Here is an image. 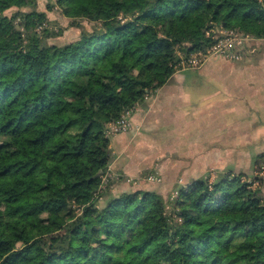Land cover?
Listing matches in <instances>:
<instances>
[{"label": "trees", "instance_id": "1", "mask_svg": "<svg viewBox=\"0 0 264 264\" xmlns=\"http://www.w3.org/2000/svg\"><path fill=\"white\" fill-rule=\"evenodd\" d=\"M37 5L0 0V264H264L260 177L218 172L167 201L114 195L106 136L214 30L264 39V0ZM52 12L76 39L54 41L66 28Z\"/></svg>", "mask_w": 264, "mask_h": 264}, {"label": "crops", "instance_id": "2", "mask_svg": "<svg viewBox=\"0 0 264 264\" xmlns=\"http://www.w3.org/2000/svg\"><path fill=\"white\" fill-rule=\"evenodd\" d=\"M256 43L239 61L210 57L199 68L173 74L144 107H137L127 132L110 140V169L117 165L115 171L126 172L132 155L149 146L145 141L149 135L158 137L156 144L169 150L178 149L183 139L191 141L189 147L199 139L202 142L195 145L209 153L216 148L217 154L263 156L264 41ZM224 148L235 150L225 152ZM262 193L264 197V184Z\"/></svg>", "mask_w": 264, "mask_h": 264}, {"label": "rangeland", "instance_id": "3", "mask_svg": "<svg viewBox=\"0 0 264 264\" xmlns=\"http://www.w3.org/2000/svg\"><path fill=\"white\" fill-rule=\"evenodd\" d=\"M47 2L48 0H38L36 9L46 11ZM24 10L28 11V9ZM6 13L10 15L12 11ZM48 19L54 22L53 26L56 24L61 28H66L63 31V35L54 40L55 42L73 41L78 37L79 30L68 27L69 21L62 18L58 12H52ZM254 46L252 45V48ZM157 138L152 135L145 138V141L149 142L147 143L149 146L143 145L140 153L132 155V161L126 164V169H128L126 172L115 171L117 170L116 165L115 170L113 169V172H111V175H114L113 179H111L114 182L112 188L114 195L120 192L143 189L154 191L167 201L175 196V190L178 187L207 175L209 180H212L218 172L228 170L245 174L249 178L247 180L252 181L254 185H257V181L254 178L256 175L261 178L264 184V155L261 157L248 154V152L245 154H217L218 152L214 151H219V149L216 148L211 149L213 153H209L207 151L209 149L195 145L200 144L202 140L198 141L199 139H196L189 147L187 144L191 141L186 143L188 139L185 140L183 138L179 148L177 147L178 149L172 148L169 150L157 145ZM173 141L171 140V142ZM222 150L231 152L235 149L224 148ZM260 166L262 169H260ZM149 176L153 177L154 181L147 182L146 178Z\"/></svg>", "mask_w": 264, "mask_h": 264}, {"label": "built area", "instance_id": "4", "mask_svg": "<svg viewBox=\"0 0 264 264\" xmlns=\"http://www.w3.org/2000/svg\"><path fill=\"white\" fill-rule=\"evenodd\" d=\"M42 27H46V25L44 24L38 27L37 31H40ZM211 38L213 43L206 55H201L199 53L192 54L189 58L180 61L178 63V67L181 70L187 68H198L205 64L210 57H217L227 61H239L248 51H251L252 45L257 44V40L264 41V39H256L250 35L240 36L232 31L224 29L214 30ZM135 110L136 108H133L125 112L120 120L109 124L106 130V136L112 138L119 133L127 131L130 127V117ZM113 177L114 175H108V178L113 179ZM146 179L147 181H154V178L151 176Z\"/></svg>", "mask_w": 264, "mask_h": 264}]
</instances>
